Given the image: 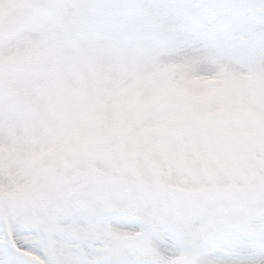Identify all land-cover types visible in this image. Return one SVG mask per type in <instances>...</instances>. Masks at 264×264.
Masks as SVG:
<instances>
[{"label":"snow or ice","instance_id":"snow-or-ice-1","mask_svg":"<svg viewBox=\"0 0 264 264\" xmlns=\"http://www.w3.org/2000/svg\"><path fill=\"white\" fill-rule=\"evenodd\" d=\"M0 264H264V0H0Z\"/></svg>","mask_w":264,"mask_h":264}]
</instances>
